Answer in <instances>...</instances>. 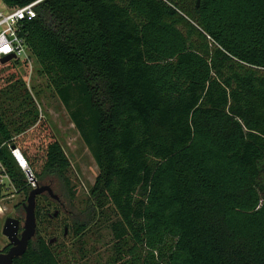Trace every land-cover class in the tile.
Instances as JSON below:
<instances>
[{
  "label": "trees",
  "instance_id": "obj_1",
  "mask_svg": "<svg viewBox=\"0 0 264 264\" xmlns=\"http://www.w3.org/2000/svg\"><path fill=\"white\" fill-rule=\"evenodd\" d=\"M35 13L26 45L98 169L74 235L110 205L118 264H264V0H42ZM21 94L0 91V175L26 200L12 139L37 113ZM68 168L50 141L33 178L72 200ZM13 264L62 263L36 233Z\"/></svg>",
  "mask_w": 264,
  "mask_h": 264
},
{
  "label": "rangeland",
  "instance_id": "obj_2",
  "mask_svg": "<svg viewBox=\"0 0 264 264\" xmlns=\"http://www.w3.org/2000/svg\"><path fill=\"white\" fill-rule=\"evenodd\" d=\"M2 5L0 1V8ZM16 81L22 83L27 91L26 95L21 94L22 99L29 98L37 113L32 126L13 137L16 150L26 161L33 176L42 164L46 145L50 141L58 142L69 161L66 177L74 194L72 200H69L68 190L57 179L48 178L41 183L51 187L65 205L66 211H59L58 216L54 217L53 214L59 210L58 206L48 198H37L36 233L49 243L62 264H118L126 238L123 237L122 227L118 225L119 217L112 206L97 211L79 236L73 233L74 221L85 223L88 220L90 190L98 175L93 158L33 57L31 64L21 60L0 64V91L11 87ZM17 104L11 107L15 108ZM26 157L33 162L32 165ZM25 204L24 195L6 182L1 188L0 197V250L8 244L2 235L5 219H18L22 225V206ZM38 209H41L40 215H37Z\"/></svg>",
  "mask_w": 264,
  "mask_h": 264
},
{
  "label": "built area",
  "instance_id": "obj_3",
  "mask_svg": "<svg viewBox=\"0 0 264 264\" xmlns=\"http://www.w3.org/2000/svg\"><path fill=\"white\" fill-rule=\"evenodd\" d=\"M42 0L35 1L24 7H7L2 2L0 8V59L5 56H12L10 61L21 60L23 63L31 64V53L24 36L22 35L23 23L29 22L35 18V7ZM17 165L26 176L31 189L35 187L27 163L18 150H11ZM30 175V177L28 176ZM5 179V181H4ZM8 182L6 176L0 175V183Z\"/></svg>",
  "mask_w": 264,
  "mask_h": 264
},
{
  "label": "water",
  "instance_id": "obj_4",
  "mask_svg": "<svg viewBox=\"0 0 264 264\" xmlns=\"http://www.w3.org/2000/svg\"><path fill=\"white\" fill-rule=\"evenodd\" d=\"M200 0H196V6L199 5ZM13 57L5 56L0 59V64L8 63ZM30 177V175H28ZM35 187L28 193L26 204L24 205V221L14 218H7L2 227V235L7 239L10 248L6 253H0V264H13V260L22 256L27 250L29 242L34 240L36 236V218H35V200L36 197L44 192H47L52 199L57 200V196L53 195L50 187L39 186L35 179L32 178ZM21 228V232L19 229ZM66 233V228L64 234Z\"/></svg>",
  "mask_w": 264,
  "mask_h": 264
},
{
  "label": "flooded vegetation",
  "instance_id": "obj_5",
  "mask_svg": "<svg viewBox=\"0 0 264 264\" xmlns=\"http://www.w3.org/2000/svg\"><path fill=\"white\" fill-rule=\"evenodd\" d=\"M38 184V183H37ZM39 186H48V187H50L49 185H41V184H38ZM50 189H51V187H50ZM32 190V189H31ZM30 190V191H31ZM29 191V192H30ZM51 191H52V193H53V190L51 189ZM53 195H55L54 193H53ZM55 196H57V195H55ZM42 197H45V198H48V199H50L56 206H58V208H59V210H57L56 211V213H54L53 214V216L54 217H57L58 216V212L60 211H62V212H65L66 210H65V205L60 201V199H59V197L57 196V200H54V199H52L51 198V196L47 193V192H44V193H42L41 195H39V196H37L36 197V199L37 198H42ZM35 203H36V200H35ZM22 207H24V205L22 206ZM23 211H24V209H23ZM40 213H41V209H38L37 210V215L39 214L40 215ZM47 214V213H46ZM24 215H25V213H24ZM35 218H36V205H35ZM18 220V219H17ZM19 221V220H18ZM21 224V223H20ZM19 232H21V228L19 229ZM10 248V244L8 243L4 248H2L1 250H0V253H6L7 251H8V249Z\"/></svg>",
  "mask_w": 264,
  "mask_h": 264
}]
</instances>
